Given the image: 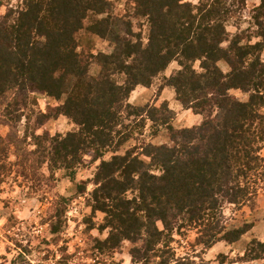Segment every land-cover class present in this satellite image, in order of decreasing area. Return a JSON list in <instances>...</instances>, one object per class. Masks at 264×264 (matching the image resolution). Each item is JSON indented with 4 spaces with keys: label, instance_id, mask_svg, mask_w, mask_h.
Returning a JSON list of instances; mask_svg holds the SVG:
<instances>
[{
    "label": "trees",
    "instance_id": "trees-1",
    "mask_svg": "<svg viewBox=\"0 0 264 264\" xmlns=\"http://www.w3.org/2000/svg\"><path fill=\"white\" fill-rule=\"evenodd\" d=\"M113 1L22 0L6 7L0 124L19 122L37 104L36 94L59 101L51 115L37 114L36 129L64 117L72 130L32 129L27 136L35 148L27 159L71 181L86 156L98 162L88 195L107 236L96 249L114 252L128 242L132 264H193L176 256L177 239L194 233L203 253L238 242L252 226L229 228L226 210L252 206L264 191V0L252 8L250 27L235 34L227 26L244 17L248 0H130L122 15ZM81 31L112 51L83 55ZM172 63L177 69L161 90L172 89L184 110L200 116L191 127L173 126L167 101H129ZM91 65L99 68L96 76ZM29 112L27 119L35 115ZM161 131L169 143L152 142ZM201 264H264V242L252 239L242 255L220 253Z\"/></svg>",
    "mask_w": 264,
    "mask_h": 264
},
{
    "label": "rangeland",
    "instance_id": "rangeland-1",
    "mask_svg": "<svg viewBox=\"0 0 264 264\" xmlns=\"http://www.w3.org/2000/svg\"><path fill=\"white\" fill-rule=\"evenodd\" d=\"M2 1L4 6L0 8V14H3L7 6H17L22 2ZM129 1L114 0V12L124 14ZM259 2L260 0H248L244 17L240 21H230L227 31L235 34L237 27L240 30L249 28L251 10ZM142 30L145 33L146 28ZM77 40L79 51L86 56L91 52L112 51L107 41L86 31H81ZM262 59L264 60V50ZM176 69V63H172L153 81L151 87L136 88L129 101L135 106L159 105L163 99L169 98L168 106L174 112L172 124L181 129L196 125L201 118L184 110L170 89L161 90L164 77L170 76ZM89 72L96 76L98 66L91 65ZM232 94L239 100L247 99L240 91H232ZM35 98L37 104L33 105V109L26 110L19 122L0 124V264H132L129 252L133 245L128 242L114 252L96 249V241H103L107 236L106 231L98 229L102 224L103 214L92 212L88 195L93 189L90 180L98 162H92L91 156H86L84 165L77 169L74 180L71 181L64 171L50 174L46 166L38 167L35 157L27 159L28 152L35 148L27 136L32 129H35L36 134L54 135L64 134L73 128L64 117H57L46 120L36 129L39 126L37 114L51 115L60 102L40 94H36ZM29 110L35 115L27 119L25 115H31ZM152 142L169 143L166 132L161 131ZM2 149L4 151L1 153ZM84 187L85 191L82 190ZM225 214L229 228L251 224L250 231L236 243L220 242L205 253L196 245L194 233H189L172 245L176 256L187 258L193 264H201V261L214 262L220 253L231 257L242 255L252 239L264 242V191L258 195L254 205L240 209L231 207Z\"/></svg>",
    "mask_w": 264,
    "mask_h": 264
},
{
    "label": "crops",
    "instance_id": "crops-1",
    "mask_svg": "<svg viewBox=\"0 0 264 264\" xmlns=\"http://www.w3.org/2000/svg\"><path fill=\"white\" fill-rule=\"evenodd\" d=\"M263 61H264V60H263ZM165 89H170V88H165ZM170 90H171V92H173L172 89H170ZM164 91H165V90H164ZM233 92H234V91H233ZM162 93H163V92H162ZM173 93H174V92H173ZM168 99H169V98L163 99V101H167V102H168V101H169ZM195 116H197V115H195Z\"/></svg>",
    "mask_w": 264,
    "mask_h": 264
}]
</instances>
